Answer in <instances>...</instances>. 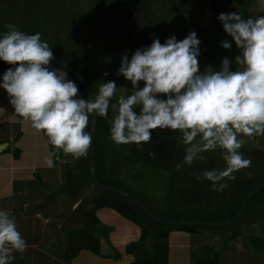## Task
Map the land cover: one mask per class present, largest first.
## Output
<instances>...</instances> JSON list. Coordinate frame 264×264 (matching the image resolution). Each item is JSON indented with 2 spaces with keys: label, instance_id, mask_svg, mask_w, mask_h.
Wrapping results in <instances>:
<instances>
[{
  "label": "clouds",
  "instance_id": "9594fccd",
  "mask_svg": "<svg viewBox=\"0 0 264 264\" xmlns=\"http://www.w3.org/2000/svg\"><path fill=\"white\" fill-rule=\"evenodd\" d=\"M218 20L231 37L220 46L231 50L234 43L239 51L234 61L223 57L219 68L206 65L201 71L196 32L180 41L175 36L164 43L154 38L131 58H121L116 75L130 88L101 80L89 98L79 96L65 70L51 67L52 48L39 32L27 34L8 24L0 34V61L12 67L4 72L0 89L7 93L14 114L47 137L53 149L44 159L48 168L54 167L53 157L60 152L74 160L87 157L92 137L86 129L100 117L107 120L113 143L135 144L138 150L151 142L154 130L178 133L184 156L177 170L219 151L224 167L206 169L196 178L210 182L212 191L223 192L229 186L226 180H235L236 172L251 167L242 147L248 139L264 136V15L245 19L231 11L220 13ZM120 90L124 94L117 97ZM110 111L114 115L109 118ZM149 156L155 158V152ZM251 227L259 234V225ZM27 247L14 217L0 210V264H12L15 254Z\"/></svg>",
  "mask_w": 264,
  "mask_h": 264
},
{
  "label": "trees",
  "instance_id": "16d2710c",
  "mask_svg": "<svg viewBox=\"0 0 264 264\" xmlns=\"http://www.w3.org/2000/svg\"><path fill=\"white\" fill-rule=\"evenodd\" d=\"M172 1L179 2L182 0ZM214 1L223 4L225 0ZM183 2L190 1L184 0ZM229 2L235 7L243 5L242 0H229ZM84 5L87 9L80 11L85 8ZM133 5H136L134 0H127V4L121 7L122 10H130ZM141 5L142 3L136 5V7H141ZM146 7L144 3L142 7L144 17L149 15V11L155 10L152 5ZM235 7L229 11H235ZM93 8L94 5L90 3V0H0V34L7 31L6 25L8 24L17 26L19 30L27 34L39 32L42 40L46 41L52 48L55 60L61 62L52 61L51 67L53 69L62 68L68 73V78L78 86L81 98H88L86 87L90 94H96L97 86L101 83L100 77L103 78L104 82L109 80L115 81L118 88L125 86L127 81L122 76L118 77L116 75L122 56L127 54L131 58V55L137 49L150 46L154 38H158L161 43H164L166 39L175 36L180 41V39L183 40L190 32L194 31L197 34V38L201 41L199 45L201 52L199 59H203L204 62L221 61L219 57L224 49L220 46L221 41L218 35L212 32H202L201 26L197 27V25H193L192 23L180 22L175 19L171 20L165 13L159 15V10H156L152 22H157L161 19L162 24L159 29L163 30L166 27H170V35L160 37L158 33L154 35V31L149 37H140L138 33L132 31L129 36H119L114 31H109L104 35V43L90 44V41H92L90 38L93 36L98 37L101 34L99 33L101 32L99 23L103 20V15L99 10ZM107 9L117 10V7ZM43 14H49L47 25L44 26L43 31L35 28L32 24H28L29 19H39ZM71 33L73 35L74 33L76 34L72 39L69 38ZM9 67L12 66L0 61V73L2 75ZM105 72L109 73L107 77L103 76ZM121 91L117 92V97L120 96ZM112 115L114 113L110 111L109 118ZM91 124L92 122L86 131L90 132ZM19 137L20 134L14 138V143L17 142ZM178 142V133L167 129H157L152 132L151 142L143 145V150H138L135 144L117 145L110 139L107 120L97 117L92 137V157L97 182L126 192L130 196L137 198L148 208L137 191L141 186L145 170L162 169L169 174L164 191V208L160 213L149 211L160 219L197 221H223L229 219L237 212L246 195L256 185L264 182V151L244 145L240 151L244 154L245 158L251 160V167L236 172L235 180H226L225 182L229 186L223 192L212 191L210 182L205 181L201 183L196 177L206 169L224 167L219 151L207 153L206 160L196 161L191 167L184 165L177 170L175 165L181 162L184 156V148L180 147ZM0 143L10 142L4 141ZM10 149L8 147L5 152ZM49 150L50 152L53 151L51 145H49ZM149 152H155V158L150 157ZM19 154L20 150L15 148L13 156L17 159ZM53 159L55 162H65L64 183L62 187L51 190L50 186L43 183L38 175H34V178L40 185L46 187L50 193L53 192L64 197V204L68 209L76 204L73 212L85 214V217L90 220L92 227L98 223L94 216L95 211L100 208L110 209L140 228L141 236L137 244H135L138 247L152 240L153 232L150 229L152 225L160 226L162 230H158L153 243V256L150 257L147 250H145L147 257L135 261L134 264H166L167 238L171 230L197 233L203 229H210L215 231L222 230L223 233H226L231 229H235L230 236H224L226 242H232L237 238L236 227L240 220L254 217L259 219L264 218V187H262L247 201L240 217L227 226L197 228L181 224L156 223L151 221L134 203L123 196L99 190L92 185L89 170V151L87 157L80 159L74 160L71 156H65L62 152L58 156L53 157ZM138 161H142L143 163L139 168H136ZM109 166L121 168L124 171V178L119 180L109 175L107 173ZM90 187L91 189L96 188L101 191L104 194L102 198H97L93 202L86 201V198L83 197L90 190ZM31 205L35 206L36 211L40 213L45 212L42 207L45 204L40 205L38 203L34 205V203H31ZM19 211L23 212L24 209L20 208ZM26 212L33 213L34 210ZM145 219L151 221L149 226H145ZM249 239L254 250L264 251V241L261 238L251 234V236L249 235ZM94 241L89 230L84 229L69 232L66 238L64 259L69 260L73 258L78 250L83 247L93 251ZM130 246H133V244L128 245V247ZM204 262L205 264H219L218 255L215 254Z\"/></svg>",
  "mask_w": 264,
  "mask_h": 264
},
{
  "label": "crops",
  "instance_id": "0c3cea01",
  "mask_svg": "<svg viewBox=\"0 0 264 264\" xmlns=\"http://www.w3.org/2000/svg\"><path fill=\"white\" fill-rule=\"evenodd\" d=\"M242 3L234 6L235 12L246 19L249 13L247 0H242ZM253 3L264 10V0H253ZM229 12L220 10L218 15ZM218 38L223 41L222 36ZM19 134V139L13 144L14 149L20 150L19 157L16 159L11 149L0 153V210L6 209L12 214L28 245L23 254H15L12 264H134L147 257L145 250L150 257L153 256L156 233H152V240L137 247L135 244L141 236L138 226L110 209L100 208L94 213L98 223L92 227L85 214L73 212L76 204L68 209L64 197L50 193L40 185L34 175H38L51 190L61 188L65 174L62 163L65 165V162L57 161L52 168L44 164L45 157L50 154L46 137L34 130L30 122L14 114L7 93L0 89V142H11ZM31 203L45 204L42 206L45 212L36 211ZM20 208L24 211H19ZM29 210L34 212L27 213ZM84 229L89 230L95 240L91 246L94 252L83 247L73 258L64 259L68 233ZM240 233L237 230V236ZM226 235L210 229L197 233L171 230L167 238L166 264H205L204 261L215 254L219 264H234L235 259L239 261V256L248 264L251 261L255 264L256 250L250 239L238 236V245V241L234 243L236 239L226 242ZM131 244L133 246L128 247Z\"/></svg>",
  "mask_w": 264,
  "mask_h": 264
},
{
  "label": "rangeland",
  "instance_id": "374dc122",
  "mask_svg": "<svg viewBox=\"0 0 264 264\" xmlns=\"http://www.w3.org/2000/svg\"><path fill=\"white\" fill-rule=\"evenodd\" d=\"M183 1L184 0L179 2L172 0H134L136 5L142 3L141 7L138 6L137 8L136 5H133L131 7L132 10H122L121 6H125L127 4V0H90V3L94 5V8L96 10H99V12L103 15V20L99 23V28L101 31L99 33L101 34L98 37L93 36L92 38H90V40H92L90 41V44L104 43V35L107 34L109 31H114V33H117V35L119 36H129V34L131 35L132 31L138 33L140 37H149L151 33H154V31V35H157L158 33V36L160 37L164 35H170V27H166V29L163 30L159 29L161 28L162 24L161 19L157 22H152V18L155 17L156 10H159V15L161 13H165L167 17L171 18V20L175 19L176 21L180 22L192 23L193 25H197V27L201 26L202 32H212L218 35V37L222 36V40L231 41V37H229L224 32L223 26L219 24L218 20V13L220 10H231L232 8H234V5H232L229 0H225L223 4H220L219 2L214 0H189L190 2ZM144 3L147 7L148 5H152L155 8V10L149 11L150 13L147 17H144V10H142ZM252 3L253 0H247V8H249L248 18L257 15H264V10L260 9V7H258L257 5H252ZM84 7L85 8L80 11L87 9L85 5ZM115 7H117V10L107 9ZM47 18H49V14H43V16L39 19H29L28 24H32L35 28H39L43 31L45 28L44 26L47 25ZM75 36V33L74 35L73 33H71L69 38L72 39ZM238 54L239 51L236 49V46L233 43L231 50L224 49L223 52H221L219 58L221 60L223 57H229L234 61V57ZM220 62L221 61L204 62L203 59H199V67L201 71L204 70L206 65H212L216 68H219ZM2 63L4 62L2 61ZM233 68H235L234 63L232 65V69ZM0 75L3 76L1 73ZM99 79L100 81L103 80L102 77H100ZM141 86H143L142 83ZM123 87L130 88L131 85L129 82H127ZM122 94H124L123 90L121 91L120 95ZM178 144L180 145V147L184 148V145L180 142V140ZM245 145L264 151V136H260L255 139H248V142ZM64 166V163H62L63 168ZM107 173L111 176L116 177L119 180H122L124 178V171H122L121 168L116 166H109L107 168ZM168 177V172L162 169H147L144 172L143 180L141 181V186L139 187L137 192H139L141 199H143L145 205L151 212L154 211L156 213H160L164 208V191L166 189ZM99 190H97L96 188L91 189L90 187V190L86 194H84L83 198H86V201L88 200V202H93V200L97 198H102V195L104 194ZM49 204V206L51 207V202H49ZM116 217H118V215ZM144 221L146 223L145 226H149L151 224V221H149L148 219H145ZM252 225H259V234H257V231L251 227ZM237 227L238 228L236 230L241 231V233L238 235L240 236V238H249V235L251 236L252 234L258 238H261L264 241V218H243L238 222ZM150 229L153 233H158V230H162L160 229V226L158 227L157 225H152ZM216 231H218L220 234L222 233V230ZM233 231L234 229H231L225 234H227L228 236ZM236 242L238 243V245L240 244L239 240L237 239L234 243ZM256 252V259L254 258V263L264 264V251ZM237 260L239 261H236V259L233 261L234 264H240L241 261L243 262V264H248L245 260L242 259L241 256H239ZM250 264H252V261L250 262Z\"/></svg>",
  "mask_w": 264,
  "mask_h": 264
},
{
  "label": "water",
  "instance_id": "95a60500",
  "mask_svg": "<svg viewBox=\"0 0 264 264\" xmlns=\"http://www.w3.org/2000/svg\"><path fill=\"white\" fill-rule=\"evenodd\" d=\"M55 62L61 63L60 61H56L55 59L53 60ZM86 87V86H85ZM88 93V98L90 97V92L88 90V88H85ZM96 124V118L94 121H92L91 127H90V135L91 137H93V133H94V125ZM14 144V140H12L10 143H0V153L4 152L9 146L11 147V150H14L13 147ZM89 170H90V176H91V181H92V185L98 189L101 190H105V191H109L118 195L123 196L124 198H126L127 200L131 201L132 203H134L138 209H140L151 221L156 222V223H161V224H181V225H189V226H194L197 228H219V227H224L227 226L233 222H235L241 215L242 211L244 210V207L247 203V201L252 197V195L257 192L260 188L264 187V182L259 183L258 185H256L252 191L246 195V197L243 199L239 209L237 210V212L231 216L229 219L223 220V221H197V220H175V219H160L159 217H157L156 215H154L153 213H151L149 211L148 208H146L142 202H140L137 198H134L132 196H130L129 194H127L126 192L113 187V186H109V185H103V184H99L97 182L96 176H95V172H94V162H93V157H92V141H91V146L89 149Z\"/></svg>",
  "mask_w": 264,
  "mask_h": 264
}]
</instances>
